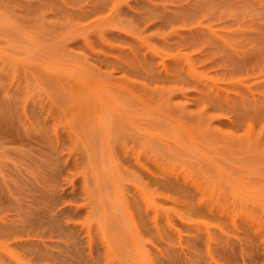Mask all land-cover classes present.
Returning <instances> with one entry per match:
<instances>
[{
  "label": "rangeland",
  "instance_id": "1",
  "mask_svg": "<svg viewBox=\"0 0 264 264\" xmlns=\"http://www.w3.org/2000/svg\"><path fill=\"white\" fill-rule=\"evenodd\" d=\"M0 264H264V0H0Z\"/></svg>",
  "mask_w": 264,
  "mask_h": 264
}]
</instances>
